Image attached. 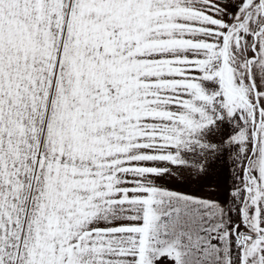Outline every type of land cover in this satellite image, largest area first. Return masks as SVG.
I'll return each instance as SVG.
<instances>
[{"label": "snow or ice", "instance_id": "obj_1", "mask_svg": "<svg viewBox=\"0 0 264 264\" xmlns=\"http://www.w3.org/2000/svg\"><path fill=\"white\" fill-rule=\"evenodd\" d=\"M0 264H264V0H0Z\"/></svg>", "mask_w": 264, "mask_h": 264}]
</instances>
